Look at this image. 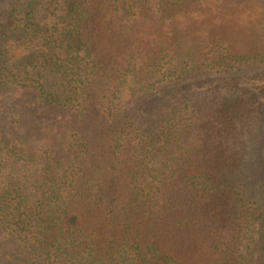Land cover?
<instances>
[{"label":"trees","instance_id":"1","mask_svg":"<svg viewBox=\"0 0 264 264\" xmlns=\"http://www.w3.org/2000/svg\"><path fill=\"white\" fill-rule=\"evenodd\" d=\"M55 2L0 0V264H264V0Z\"/></svg>","mask_w":264,"mask_h":264},{"label":"rangeland","instance_id":"2","mask_svg":"<svg viewBox=\"0 0 264 264\" xmlns=\"http://www.w3.org/2000/svg\"><path fill=\"white\" fill-rule=\"evenodd\" d=\"M55 4L53 5V8L51 9H60L61 8V3L63 0H55ZM50 9V8H49ZM45 8L41 9L38 13L37 19L41 24H47V23H52L56 19H58V15L61 13V9L54 12V14L51 13V11ZM259 119V120H258ZM258 120V121H257ZM264 122V116L263 114H256V120L254 121L253 126L254 129H251V131L248 133V137H252V141H255L256 143H259L262 137V133H260L259 130H256V127L261 126L262 122ZM241 254L243 256V247L241 248Z\"/></svg>","mask_w":264,"mask_h":264}]
</instances>
